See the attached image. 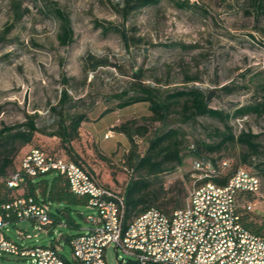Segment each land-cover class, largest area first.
<instances>
[{"label": "rangeland", "instance_id": "374dc122", "mask_svg": "<svg viewBox=\"0 0 264 264\" xmlns=\"http://www.w3.org/2000/svg\"><path fill=\"white\" fill-rule=\"evenodd\" d=\"M127 1L132 8L126 7ZM49 5L70 20L73 42L66 47L58 43V25L46 10ZM88 57L109 65L91 71ZM136 73L144 85L159 89L161 94L183 88H197L206 96L211 93L209 108L223 113L264 105V2L160 0L156 5L139 7L134 0H0V130L21 124L25 114L36 113L39 128L54 124L49 110L57 102L62 78L68 80L69 94L82 98L78 109L89 113L115 105L113 95L133 92L132 75ZM187 78L196 80L185 83ZM179 120L173 113L166 126L184 136L183 163L155 182L157 188H163L156 190L161 192V203L166 204L168 213L186 200L193 181V156L188 147L201 143L216 146L226 135L224 124L209 117L188 123ZM137 125H148L150 131L162 128L142 118ZM228 126L235 137L241 132L255 135L258 149L251 152L244 145L227 143L207 156L226 161L230 169L244 165L257 173L261 183L258 197L240 196L237 205L243 210L244 201L255 200L247 221L264 224V115L232 118ZM35 141L42 146L46 136L37 134ZM137 142L142 151L145 141L138 138ZM28 150L15 157L9 173L19 167ZM113 160L109 175L117 188L110 190L120 194L127 174L118 160ZM56 208L50 203L52 213ZM92 213L79 208L81 217L73 215L78 229L62 223L53 233L34 237L30 223L22 221L8 225L5 234L24 247H49L58 239L60 255L72 262L65 238L85 234L90 228L85 218ZM17 229L31 238L20 239ZM120 255L124 258L112 248L106 249V264H119ZM10 261L22 264L15 258Z\"/></svg>", "mask_w": 264, "mask_h": 264}, {"label": "built area", "instance_id": "2783aa9c", "mask_svg": "<svg viewBox=\"0 0 264 264\" xmlns=\"http://www.w3.org/2000/svg\"><path fill=\"white\" fill-rule=\"evenodd\" d=\"M21 171L34 177L53 172L63 176L69 190L87 196L86 216L90 228L71 238L72 262L60 255L58 239L49 247H24L10 240L6 227L10 218L30 223L33 235L49 234L52 221L49 206L21 198L0 203V264H106V249L121 253L119 263L136 264H264V236L250 233L240 223L237 200L240 196L258 197L261 183L245 167L236 169L226 185L217 186L210 179L217 174L209 163L191 162L192 184L182 208L165 215L149 209L124 226L125 204L122 195L88 182L87 171L42 150H30L21 161ZM227 166L226 161L220 168ZM20 173L11 176L8 187L22 182ZM255 200L244 201L243 208L256 206ZM20 239L31 235L17 229ZM60 238V237H59Z\"/></svg>", "mask_w": 264, "mask_h": 264}, {"label": "trees", "instance_id": "16d2710c", "mask_svg": "<svg viewBox=\"0 0 264 264\" xmlns=\"http://www.w3.org/2000/svg\"><path fill=\"white\" fill-rule=\"evenodd\" d=\"M134 1L138 3L139 7H145L156 5L160 0ZM260 1L264 2V0ZM179 6L183 7L185 5L181 4ZM126 7L128 9L132 8L130 2H126ZM46 10L57 22V40L59 45L66 47L71 44L73 42V30L69 18L53 5L47 6ZM182 48L187 47L182 46ZM87 62L91 71L109 65L105 60H98L92 57H88ZM132 80L136 85L135 90L131 93L123 91L113 95L112 102L115 105L107 106L105 112L137 103H146L148 104L150 115L147 118H142V120L147 123H159L162 128L150 131L148 125L138 126L137 120L127 121L113 128L116 132L124 133L130 141V149L118 161L127 174V181L119 194L123 196L125 204L124 226L149 209H156L165 215H170L172 211L180 209L184 205L185 201L182 204H177L176 208L169 213L165 211L166 204L161 203L163 196H161V192L156 190L160 189L162 191L163 188L161 186L157 188L155 183L158 176L174 171L183 163L184 136L180 130L166 126V122L173 113L180 118L179 121L182 123L193 122L199 117H209L224 124L226 135L218 145L210 146L201 143L196 148L193 145L188 147L189 152L193 156L191 162L194 160L209 162L216 169L218 173L210 179V182L217 186L226 185L236 169L244 165L230 169L227 164L226 167L220 168V163L224 160L208 157L207 155L219 151L227 143L244 145L251 152H255L259 147L255 142V135L241 132L235 137L228 126L229 121L232 118L246 115H264L263 104L240 107L235 109L232 114H227L209 108L207 96L197 88H183L161 94L159 89L144 85L139 73L132 75ZM195 80L196 78H187L185 83L194 82ZM61 82L63 87L59 91L57 102L49 110L55 118L54 124L49 127L39 128L35 122L38 115L34 113L32 115L25 114L24 121L21 124L3 127L0 130V203L5 204L21 198H30L35 203L49 206L48 215L52 221L51 229L62 223L68 228L78 229L79 225L75 223L73 215L81 217L79 208L87 209L88 197L73 194L69 190L68 183L63 176L48 172L30 177L21 171L20 165L9 173L15 157L21 155L23 150L29 149L23 155L25 157L30 150L40 149L57 158H62L67 162L78 165L93 177L97 185L108 189L102 185L92 171L84 166L81 155L77 153L73 146V142L78 139L81 123L86 120L88 112L78 109L77 105L82 102V98L69 94L66 87L68 80L62 78ZM222 90L227 89L224 88ZM132 130L134 133H132ZM37 134L57 138V148L53 151H48L36 144L35 136ZM138 138L144 140L146 144L142 151L139 150ZM204 152H207V154L205 155ZM96 156L99 157L97 154ZM245 159H242L244 163L246 162ZM15 173H20L23 178L22 182L16 187H8V182ZM254 173L257 175L256 172ZM244 197L250 196L244 195ZM50 203L57 205L53 213L50 211ZM251 210L245 208L240 210L237 207L240 223L250 233L264 236V224L255 225L247 221V214ZM9 220L10 225L15 226L17 220L12 217ZM85 221L87 223L86 218ZM73 237L75 236H67L65 241L68 243ZM119 264L136 263L132 260H127L125 263Z\"/></svg>", "mask_w": 264, "mask_h": 264}, {"label": "crops", "instance_id": "0c3cea01", "mask_svg": "<svg viewBox=\"0 0 264 264\" xmlns=\"http://www.w3.org/2000/svg\"><path fill=\"white\" fill-rule=\"evenodd\" d=\"M105 110L104 107L87 114L86 120L81 123L78 139L73 142V146L81 155L84 166L94 172L106 188L116 189L117 182L109 175L110 165H112L110 159L117 158L116 160L119 161L130 149V141L124 133L116 132L113 128L127 121L147 118L150 114L146 103H137L109 112ZM46 140L42 145L45 149L53 151L57 148V138L46 137ZM116 160L114 159L113 162ZM117 180L120 184L118 177ZM126 181L127 179H124L123 184H120L121 189Z\"/></svg>", "mask_w": 264, "mask_h": 264}, {"label": "bare ground", "instance_id": "6f19581e", "mask_svg": "<svg viewBox=\"0 0 264 264\" xmlns=\"http://www.w3.org/2000/svg\"><path fill=\"white\" fill-rule=\"evenodd\" d=\"M34 150H40V149H34ZM73 165H76V164L73 163ZM255 178L259 179L256 174H255ZM88 182H95L91 175H88Z\"/></svg>", "mask_w": 264, "mask_h": 264}, {"label": "water", "instance_id": "95a60500", "mask_svg": "<svg viewBox=\"0 0 264 264\" xmlns=\"http://www.w3.org/2000/svg\"><path fill=\"white\" fill-rule=\"evenodd\" d=\"M211 98V93H209V95L207 96V100H209ZM132 133H134V131H132Z\"/></svg>", "mask_w": 264, "mask_h": 264}]
</instances>
